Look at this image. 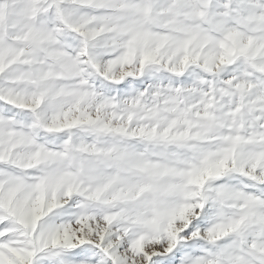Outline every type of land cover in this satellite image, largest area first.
<instances>
[{"label": "snow or ice", "instance_id": "obj_1", "mask_svg": "<svg viewBox=\"0 0 264 264\" xmlns=\"http://www.w3.org/2000/svg\"><path fill=\"white\" fill-rule=\"evenodd\" d=\"M0 264H264V0H0Z\"/></svg>", "mask_w": 264, "mask_h": 264}]
</instances>
